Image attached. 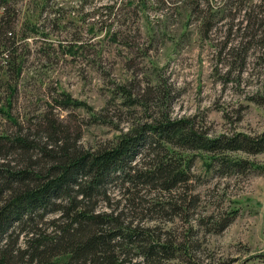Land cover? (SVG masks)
<instances>
[{
	"label": "rangeland",
	"instance_id": "374dc122",
	"mask_svg": "<svg viewBox=\"0 0 264 264\" xmlns=\"http://www.w3.org/2000/svg\"><path fill=\"white\" fill-rule=\"evenodd\" d=\"M144 3L141 7L136 0H16L17 28L37 26L30 37L17 42L25 64L13 113L31 127L49 110L46 113L76 128L81 147L97 148L130 124L157 115L161 91L172 118H190L211 136L264 132V103L256 102L264 97V0ZM207 11L215 14L212 31L204 39L198 28ZM72 45L75 53L70 55L66 50ZM233 46L238 49L230 52ZM121 84L132 97L148 99L146 106L120 103L112 90ZM61 90L105 121L94 123L82 109L53 108V98ZM234 155L264 166V151ZM190 172L178 187L179 203L185 206L178 214L154 211L143 217L145 224L156 225L161 237L188 245L167 262L264 264V174H219L206 171L199 159ZM110 192L116 196L117 188ZM232 208L235 217L224 229L213 231L211 220Z\"/></svg>",
	"mask_w": 264,
	"mask_h": 264
},
{
	"label": "trees",
	"instance_id": "16d2710c",
	"mask_svg": "<svg viewBox=\"0 0 264 264\" xmlns=\"http://www.w3.org/2000/svg\"><path fill=\"white\" fill-rule=\"evenodd\" d=\"M212 14L200 17L201 38L212 31ZM17 23L16 0H0V123L7 125L0 128V264H170L188 245L161 237L143 217L154 211L173 216L185 207L178 187L190 178L197 159L206 171L219 174H264V166L234 155L263 152L264 132L211 136L190 118H172L161 91L157 115L130 124L97 148L81 147L76 128L49 110L37 124L24 125L26 119L13 113L25 64L17 42L37 25L21 30ZM73 47L66 52L74 54ZM112 93L128 108L148 102L132 97L122 84ZM53 102L60 110L87 111L94 123L105 121L66 91ZM256 102L264 103V97ZM115 187L116 196L110 192ZM235 215L234 208L228 210L211 220V229H224Z\"/></svg>",
	"mask_w": 264,
	"mask_h": 264
}]
</instances>
